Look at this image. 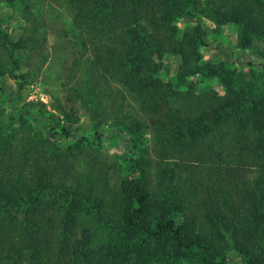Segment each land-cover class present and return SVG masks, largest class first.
<instances>
[{
	"label": "rangeland",
	"instance_id": "rangeland-1",
	"mask_svg": "<svg viewBox=\"0 0 264 264\" xmlns=\"http://www.w3.org/2000/svg\"><path fill=\"white\" fill-rule=\"evenodd\" d=\"M159 3L184 51L160 60L153 55L150 74L145 72L143 79L166 89L222 95L221 78H237L254 97L264 96V0H199V8L191 0ZM95 15L82 18L72 0L0 1V187L15 185L19 175H33L39 165L48 168L52 190L41 202L27 203L23 213L0 214V264H27L26 256L20 258L13 248L25 241L34 247L41 231L48 239L37 252L48 264H197V258L173 259L152 246L133 250L124 260L114 248L115 237L87 212L67 214L57 194L90 166L102 167L109 188L116 191L137 161L135 180L151 199L167 206L184 181L204 177L190 146L174 144L123 86L124 71L109 56L128 42L126 21L114 24L107 13ZM139 29L148 32L143 22ZM12 43L20 44L13 55ZM100 60L107 61L100 69H108L109 78L96 70ZM43 95L46 103L40 100ZM240 175L264 191V171ZM37 219L41 229L28 226ZM224 246L236 256L231 243Z\"/></svg>",
	"mask_w": 264,
	"mask_h": 264
},
{
	"label": "trees",
	"instance_id": "trees-1",
	"mask_svg": "<svg viewBox=\"0 0 264 264\" xmlns=\"http://www.w3.org/2000/svg\"><path fill=\"white\" fill-rule=\"evenodd\" d=\"M191 1L199 8V0ZM72 3L82 18L107 13L114 18V24L119 19L126 21L128 42L114 48L109 56L117 59L124 71L123 86L134 97L140 112L156 119L154 122L168 132L174 144L190 146L198 159L195 166L203 170L206 179L202 176L201 180L184 181L166 206L165 202L151 199L143 183L135 180L137 161L127 168L116 191L109 188L102 167L90 166L86 172L73 176L71 187L57 192L64 200L67 214L89 213L98 226L116 238L114 248L124 260L133 250L152 246L163 248L173 259L197 258L193 260L197 264H231L236 260L240 264H264V191L240 175L243 170L264 171V96L254 97L249 85L237 78H221L222 95L214 90L166 89L155 80L143 79L145 72L150 74L153 55L160 60L164 54L178 55L184 51V42L169 22V13L162 11L159 0ZM141 22L148 29L146 34L139 29ZM194 32L200 35L201 26L196 25ZM19 46L12 43L10 54ZM106 63L100 60L96 70ZM108 63L107 67L113 68L114 62ZM100 70L102 77H108V69ZM48 176V168L38 165L33 175H19L15 185L0 187V214L23 213L24 208L28 209L27 203L41 202L52 191L47 185ZM23 218L28 220L27 216ZM39 223L38 219L33 220L28 226L41 229ZM1 231L0 228V248ZM44 233L38 235L39 242L31 244L34 247L25 241L13 252L20 258L24 254L27 264H48L44 255L37 252L45 244L43 240L48 239V235L44 239ZM225 242L231 243L235 257L225 252ZM60 250L64 253V248Z\"/></svg>",
	"mask_w": 264,
	"mask_h": 264
},
{
	"label": "built area",
	"instance_id": "built-area-1",
	"mask_svg": "<svg viewBox=\"0 0 264 264\" xmlns=\"http://www.w3.org/2000/svg\"><path fill=\"white\" fill-rule=\"evenodd\" d=\"M47 96L43 95L40 97L41 102L46 103Z\"/></svg>",
	"mask_w": 264,
	"mask_h": 264
}]
</instances>
